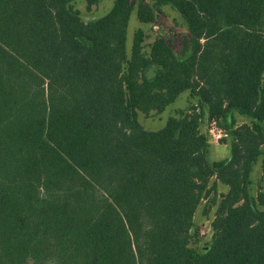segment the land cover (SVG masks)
<instances>
[{"label": "trees", "instance_id": "trees-1", "mask_svg": "<svg viewBox=\"0 0 264 264\" xmlns=\"http://www.w3.org/2000/svg\"><path fill=\"white\" fill-rule=\"evenodd\" d=\"M75 1L0 0V264H264V0H115L88 21ZM165 5L187 32L140 27L129 54L132 11L156 25Z\"/></svg>", "mask_w": 264, "mask_h": 264}, {"label": "rangeland", "instance_id": "rangeland-1", "mask_svg": "<svg viewBox=\"0 0 264 264\" xmlns=\"http://www.w3.org/2000/svg\"><path fill=\"white\" fill-rule=\"evenodd\" d=\"M115 0H100L98 4L93 5L89 11L87 9V0H76V7L80 10L82 18L86 21L94 18H99L106 14L114 5ZM143 28L149 35L147 43L151 42L154 37L159 33H166L169 35L177 36L181 33L187 32L186 23L181 15L170 5L162 7V12L158 16V22L156 25L143 24L139 21L137 16V10L134 9L131 13L128 33H127V51L130 54L133 43L134 33L138 28ZM190 101V95L188 91H185L179 95L177 100L169 105L166 110L157 116L146 118L143 114H139L140 123L149 130H158L165 126L169 116L176 113L178 109L186 108ZM237 120L239 123L250 122V118L237 114ZM211 124L209 121L204 119L202 123V131L207 134L211 144L210 147V158L212 160L221 159L228 157L230 154V147L228 143H222L221 137L217 136V131H211ZM261 175V159L257 162L254 167L252 174L253 177V190L256 191L257 182ZM220 190L225 191L226 188L220 185ZM205 204H201L195 214V222L199 227L202 235L201 245L210 242L212 238V220L214 218V209L209 211L208 214L204 213Z\"/></svg>", "mask_w": 264, "mask_h": 264}, {"label": "built area", "instance_id": "built-area-1", "mask_svg": "<svg viewBox=\"0 0 264 264\" xmlns=\"http://www.w3.org/2000/svg\"><path fill=\"white\" fill-rule=\"evenodd\" d=\"M211 126H212L211 131L214 132L216 130L218 137L226 135V133H224V131L220 127L217 126L216 122H212Z\"/></svg>", "mask_w": 264, "mask_h": 264}]
</instances>
